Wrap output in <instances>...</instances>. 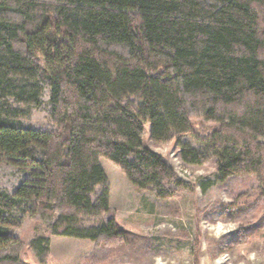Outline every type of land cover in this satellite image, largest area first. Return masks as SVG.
Listing matches in <instances>:
<instances>
[{
  "label": "trees",
  "instance_id": "obj_1",
  "mask_svg": "<svg viewBox=\"0 0 264 264\" xmlns=\"http://www.w3.org/2000/svg\"><path fill=\"white\" fill-rule=\"evenodd\" d=\"M45 88L52 126L24 124ZM146 125L186 163L255 178L264 200V0H0V157L30 170L0 193V264H27V216L129 255L100 159L161 198L186 185ZM51 236L27 244L40 264Z\"/></svg>",
  "mask_w": 264,
  "mask_h": 264
},
{
  "label": "rangeland",
  "instance_id": "obj_2",
  "mask_svg": "<svg viewBox=\"0 0 264 264\" xmlns=\"http://www.w3.org/2000/svg\"><path fill=\"white\" fill-rule=\"evenodd\" d=\"M49 98L45 88L43 104L22 122L52 126ZM149 133L146 125V146L161 154L186 185L174 196L161 198L156 190L137 189L119 166L100 159L110 185V206L128 237L127 244L121 241L115 246L124 245L129 255L89 239L51 236L46 224L37 225L27 216L15 230L25 242L27 264H40L27 245L38 235L51 236L47 264H264V200L255 178L221 180L216 159L203 165L186 163L174 141L156 144ZM29 177V169L0 157V193L13 194ZM253 228L259 234L243 244L233 243V233L249 235Z\"/></svg>",
  "mask_w": 264,
  "mask_h": 264
}]
</instances>
